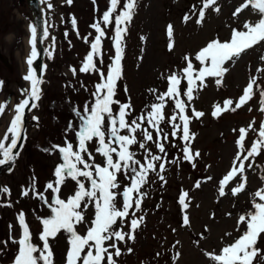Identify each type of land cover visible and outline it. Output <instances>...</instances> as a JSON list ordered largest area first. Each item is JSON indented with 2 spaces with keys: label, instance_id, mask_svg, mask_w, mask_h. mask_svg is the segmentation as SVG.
<instances>
[{
  "label": "rangeland",
  "instance_id": "374dc122",
  "mask_svg": "<svg viewBox=\"0 0 264 264\" xmlns=\"http://www.w3.org/2000/svg\"><path fill=\"white\" fill-rule=\"evenodd\" d=\"M14 1L17 10L12 8L10 0H0V49L10 54L11 58L10 66L0 62V75L7 80L1 96L5 100L12 90L18 96L16 104L12 100L0 113V139L10 125L6 128L7 122L16 113L15 107L20 97L17 85L20 88L27 83L24 79L26 59L32 50L27 41L34 26L32 14L27 17L31 20L28 26L27 7L18 5L19 0ZM205 2L135 0L131 20L121 25L126 27L121 35L122 72L113 96V101L119 103H112V111L118 113L120 104H130L131 111L126 120L131 122L135 119L141 123V129L135 133L137 144L131 146V151L135 152L136 159L144 161L145 151L139 147V143L145 142L142 130L147 128L153 135V141H147L146 147L152 154L163 157L165 170L159 171L160 162L157 161V171L148 173L147 182L141 188L144 196L140 207L135 208L134 212L130 210L128 218L123 221L118 219L113 226L114 229L129 233L131 219H137L138 226L132 233L134 238L130 239L126 235L123 241L114 239L104 242V247L111 243L119 247L121 255L118 257L115 256V250L109 248L115 264H217L209 254H221L223 247L240 237L246 226L238 224L239 217L249 212L248 204L262 202L255 193L264 190V147L260 148L259 155L244 162L243 175L246 181L242 191L236 194L231 191L242 182L239 174L224 185V195L220 194V188L238 152L246 154L264 124V111L261 110L264 108V97L260 94L264 91V41L225 62L223 67L227 71L221 77H204L202 83L197 79V74L208 65L207 62L201 64L196 60L197 53L210 41H230L234 30L248 31L243 27L245 22L254 24L261 16L252 7L254 0H215V4L207 8L203 7ZM246 2L248 7L241 8ZM126 3L127 0H118L110 17L112 22L107 24L103 22L102 16L109 10L110 0H71V3L68 0H53L47 5L49 35L46 43L45 95L34 111H29L26 147L17 154L12 171L1 173L3 191L0 195V215L3 212L4 218L0 220V234L4 232L6 236L8 232L16 245L24 237L23 226L19 222L20 214H23L31 243L42 249L43 220L53 214L49 205H55L57 197L67 201L79 190L77 181L66 175L63 182L57 184L55 171L63 163L59 147L71 143L73 151L77 150V132L82 122L80 114H83L85 105L89 108L93 105L96 85L103 82V78L95 71H80L91 51V43L99 34L93 25L99 23L105 33L100 45L102 55L94 57V63L106 75L116 50L113 39L115 17L124 10ZM237 8H241V11L234 15ZM201 10L204 12L202 19L199 16ZM73 18L75 24L72 23ZM189 60L193 64L194 81L191 101L184 95L188 80L183 69ZM73 69L76 71L73 72ZM173 74L179 79L177 88L180 99L186 105L190 135L194 134L188 144L192 153H200L192 161L184 159L185 141L181 133L178 131L173 136L172 127L166 122L174 111L178 112L172 99L166 96L162 109L165 122L161 127L168 133L164 141L165 153H159L154 143L157 137L155 129L146 120L142 122L139 119L142 114L151 111V105L160 102L157 97L167 92L171 83L168 77ZM253 78H256V84L251 99L237 108L239 98ZM217 79H220L219 84L216 83ZM228 100L232 103L225 108L224 102ZM217 106L221 111L213 115ZM192 109L204 115L196 117ZM176 122L182 125L179 118ZM250 123L256 131L249 128ZM242 128L248 130L243 149L238 145L239 130ZM121 134H126V131L121 130ZM86 147L93 159L82 153L84 159L103 166L105 157L96 152V140L90 141ZM2 154L3 150H0ZM249 163L252 167H248ZM160 176L164 177L163 181ZM79 180L86 189L90 187L85 178ZM121 180L118 181L120 187L116 189L117 192H122L124 186L129 184L128 179ZM49 183L58 191L48 189ZM183 193H187V208L180 203ZM122 203V198L117 195V208ZM81 210L83 220L75 223L74 228L79 235L84 236L92 226L96 210L91 202L87 207L82 203ZM185 216L188 224L184 223ZM48 244L52 264H66L70 234L60 230L54 237L48 238ZM256 247L264 252V233L260 235ZM87 250L85 248V252ZM0 264H14V259L10 260V256L1 249ZM102 264H107L106 253ZM253 264H264V259L258 255Z\"/></svg>",
  "mask_w": 264,
  "mask_h": 264
},
{
  "label": "snow or ice",
  "instance_id": "6c2138e0",
  "mask_svg": "<svg viewBox=\"0 0 264 264\" xmlns=\"http://www.w3.org/2000/svg\"><path fill=\"white\" fill-rule=\"evenodd\" d=\"M71 3V0H68ZM252 2V0H249ZM118 0H110V8L103 13L102 20L104 23H111L110 19L112 11L116 9ZM215 4V0H206L203 7L207 8L210 5ZM135 6V0H127L124 5V10L115 17V36L114 42L116 46L115 55L113 57V63L110 65L107 74L97 68L94 63V57L101 56L100 51L101 38L105 35L104 31L99 27V23L93 25L99 33L94 42L91 43V51L87 55L86 62L80 68L81 72L95 71L102 78L103 82L96 85V91L93 93L94 103L89 108L85 105L83 114H80L81 124L77 132L78 146L77 150L73 151V145L68 143L66 146L59 147V151L63 154V163H61L56 171L55 175L58 178L57 184L63 182L65 175L77 181L78 191L69 198L67 201L61 200L58 197L55 199V205H49L51 212L50 217L43 220V230L41 233V239L44 241L42 249H38L31 243L28 235V228L24 222L23 214L19 216V222L23 226L24 237L18 241L19 248L18 253L14 258V264H52V253L48 244V238L54 237L55 234L64 230L70 234V250L67 253L66 264H102L105 259V253L107 254V264H115L113 259V253L109 251V248L115 250V256H120L121 251L115 243H111L108 247H104L105 241L112 240H125V236L133 239L135 228L138 226L139 221L137 219H131L130 232L124 233L122 230L114 229L113 226L117 223V220H125L129 217V212H134L135 208H139L143 199L144 193L141 192V188L147 182V176L149 172L157 171L156 162L159 161V171L165 170V162L162 156L154 155L151 150L146 147L147 141H153V135L147 128H144L143 137L145 142H140L139 147L145 151V158L142 162L135 158V152L131 151V146L137 144L135 133L138 129H141V123L133 119L131 122L126 120V117L130 114V104H120L118 113H113L112 103H119L113 101L115 94L116 82L121 77V35L126 31V25L132 18V10ZM51 7V5H49ZM248 7L246 2L241 8ZM252 7L258 11L261 19L254 24L245 22L244 28L248 31L234 30V34L230 41L221 42L219 39L210 41L200 52L196 55V60L201 64L207 62L206 67L199 70L197 79L203 82L204 77H221L224 72L227 71L223 65L227 61H231L234 57L239 55L246 49L253 47L255 44L264 41V0H254ZM241 8H237L234 15L241 11ZM219 10L218 8L216 9ZM200 18L204 16V12L201 10L199 13ZM199 22V21H198ZM75 24V19L72 21ZM169 32H171V26H169ZM47 29H45L44 35L47 36ZM31 44L32 50L27 63L31 66L34 60L37 58L36 44H37V28L31 27ZM188 59V58H186ZM264 59V57H262ZM193 64L189 60L187 67L183 69V72L187 74L188 87L184 93L189 101L192 100V93L194 88L192 87L193 81ZM76 70L73 69V72ZM25 80L30 81V89L22 90L25 98L16 105V115L10 121V125L5 132V135L0 139V150H3L4 159H0V165L7 164L14 159L10 153L16 149L17 144L21 137L22 129V116L29 105L34 108L35 103L31 101L39 100V85L42 80L37 77L36 70L30 68L28 74L24 77ZM170 87L164 95H160L157 99L159 103L151 105V111L147 114H142L139 118L140 121H147L153 129H155L157 137L154 143L159 153H165L164 141L167 140L168 133H166L161 127V124L165 122L162 109L164 106L165 97L174 101L175 110L174 113L168 117L167 123L172 127V135L175 136L179 131L181 138L185 141L184 145V159L192 161L194 156H199L200 153L196 151L191 152L188 141L194 137V134L190 135L189 132V117L185 114L186 105L182 99H180V93L177 85L179 79L176 74L168 77ZM216 83H220V79L216 80ZM256 84V78H253L246 86L243 94L239 98V103L236 107H240L245 104L253 94V86ZM261 96L264 97V91ZM225 108L232 103L231 100L225 101ZM264 104V100H262ZM235 110V109H233ZM264 111V108L261 109ZM196 117L203 116L204 113L197 112L192 109ZM221 111L217 106L213 115H216ZM3 112V107L0 106V113ZM79 114V113H78ZM107 117V125L105 124V118ZM177 118L182 121V125L178 124ZM34 119H38L35 118ZM249 128L256 131L253 125L250 123ZM121 130H127L128 134H121ZM247 129H240V135L238 139V145L241 149L244 148L243 141L247 133ZM9 135L11 136L8 147H5V142L9 141ZM106 136L108 137L106 141ZM93 139L97 142L96 152L105 157V163L103 166L89 163L86 161L82 153L87 154L89 159H93L91 153L87 151L86 143ZM115 145V146H113ZM264 147V124L261 125L258 130V138L251 144L250 148L244 152H238L235 157L234 164L227 175L221 181L220 194L224 195V185L230 180H233L237 174L241 176L242 182L237 184L231 191L236 194L243 190L245 171L244 162L248 161L250 157H254L260 154V148ZM115 155V160H114ZM238 162V166L237 163ZM82 165V167H78ZM248 167H252L249 163ZM124 173L129 180V184L125 185L122 192H117L116 189L120 187L117 181V174ZM131 173L130 175H127ZM79 177H84L89 181L90 187L85 188L84 183L79 180ZM163 181L164 177L160 176ZM210 179V177H209ZM199 186V185H197ZM48 189H54L52 183L47 184ZM54 191H58L54 189ZM27 195V193H24ZM119 195L122 198V205L117 208L115 204L116 196ZM255 195L260 198L259 203L253 204V209L246 215H241L238 220V224L242 223L246 226V230L238 237L233 243L225 246L221 250V254L213 255L209 254L211 259L215 260L217 264H253V260L259 255L264 259V252L256 247L258 237L264 233V190H258ZM187 193H183L180 197V203L185 208L188 205L185 203V197ZM43 198V196H41ZM87 198V200H85ZM91 202L95 207V216L92 222V226L88 229L84 236L79 235L74 228L75 223L83 220L81 204L87 207ZM142 219V217H141ZM184 223L188 224L187 216L184 217ZM85 248L88 250L85 252ZM95 250V255L93 254ZM131 251V249H129ZM38 253V255H34ZM83 254V255H82Z\"/></svg>",
  "mask_w": 264,
  "mask_h": 264
},
{
  "label": "water",
  "instance_id": "95a60500",
  "mask_svg": "<svg viewBox=\"0 0 264 264\" xmlns=\"http://www.w3.org/2000/svg\"><path fill=\"white\" fill-rule=\"evenodd\" d=\"M41 1L42 0H29V3L33 9V15L35 19V24L37 28V44H36V50H37V58L34 60L33 64L31 65L32 69L36 70V75L38 78L41 79V73L44 68L43 64V58H44V47H43V40L45 38L44 32L46 28V18L44 11L41 7ZM26 111V109H25ZM25 111L22 116V129H21V137L17 144L16 149L13 150V156L16 152L17 148H19L22 144V140L24 137V130H25ZM1 166V165H0Z\"/></svg>",
  "mask_w": 264,
  "mask_h": 264
},
{
  "label": "flooded vegetation",
  "instance_id": "af4514ba",
  "mask_svg": "<svg viewBox=\"0 0 264 264\" xmlns=\"http://www.w3.org/2000/svg\"><path fill=\"white\" fill-rule=\"evenodd\" d=\"M19 4H20L21 7H27L28 11H30V8H29V6H28L26 0H19V1H18V5H19ZM10 5H12V8H14V9L17 10L18 7H17V5H16V3H15L14 0H10Z\"/></svg>",
  "mask_w": 264,
  "mask_h": 264
}]
</instances>
